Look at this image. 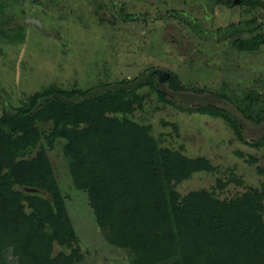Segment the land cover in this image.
I'll list each match as a JSON object with an SVG mask.
<instances>
[{
	"label": "rangeland",
	"instance_id": "rangeland-1",
	"mask_svg": "<svg viewBox=\"0 0 264 264\" xmlns=\"http://www.w3.org/2000/svg\"><path fill=\"white\" fill-rule=\"evenodd\" d=\"M241 1L0 0V117L28 108L30 98L47 89L101 92L160 68L170 74L157 84L165 100L145 86L125 99L131 110L105 116L144 128L157 149L208 161L210 170L172 182L180 197L204 192L222 202L260 190L264 147L251 144L264 137V122L256 125L242 113L254 121L264 119V42L255 51H240L233 43L264 36V0L254 5ZM172 11L180 18L170 17ZM254 20L258 28L246 25ZM239 24L243 33L228 36ZM168 79L178 91L170 89ZM202 107L231 116L243 140L221 116L200 113ZM35 127L39 141L24 160L43 154L49 164L78 240L80 260L74 256L70 263L131 264L127 250L108 242L87 194L75 187L68 139L56 135L48 111ZM87 127L82 123L76 129ZM19 134L10 132L13 138ZM18 161L0 146L2 172L12 175ZM13 189L21 192L17 185ZM50 245L53 258L74 249L55 240Z\"/></svg>",
	"mask_w": 264,
	"mask_h": 264
},
{
	"label": "trees",
	"instance_id": "trees-1",
	"mask_svg": "<svg viewBox=\"0 0 264 264\" xmlns=\"http://www.w3.org/2000/svg\"><path fill=\"white\" fill-rule=\"evenodd\" d=\"M247 3L254 5L257 0L240 2ZM169 15L180 18L177 11ZM250 24L258 28L257 20L246 23ZM190 26L202 33L199 26ZM240 26L228 36L243 33ZM263 42L264 36L256 35L233 44L240 51H255ZM166 83L172 91L179 90L170 79ZM145 86L165 100L155 75L144 72L101 92L47 89L35 93L28 108L0 117V146L21 158L12 175L0 166V264H75L70 263L74 256L76 262L80 260L77 237L45 156L24 160L39 141L35 120L45 111L52 117L56 135L68 139L75 187L87 194L108 242L127 250L131 264H264V182L260 190L229 201L220 202L204 192L180 197L172 182L210 170L208 161L157 149L144 128L105 116L131 110L125 99ZM198 111L221 116L243 140L242 129L231 116L210 107ZM242 115L256 125L264 122ZM82 123L89 127L76 129ZM10 132L20 134L13 138ZM251 145L264 147V137ZM260 172L264 175V169ZM15 185L21 192L13 189ZM51 240L74 249L68 256L53 258Z\"/></svg>",
	"mask_w": 264,
	"mask_h": 264
},
{
	"label": "water",
	"instance_id": "water-1",
	"mask_svg": "<svg viewBox=\"0 0 264 264\" xmlns=\"http://www.w3.org/2000/svg\"><path fill=\"white\" fill-rule=\"evenodd\" d=\"M238 2H239V0H234L233 4L238 3ZM29 21H30V23H34L36 25H39V23L35 20H29ZM153 74L157 78V84L163 83L170 75L167 71L160 69V68L154 69Z\"/></svg>",
	"mask_w": 264,
	"mask_h": 264
}]
</instances>
